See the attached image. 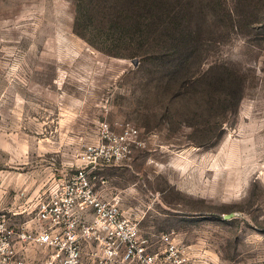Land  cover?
Masks as SVG:
<instances>
[{"label": "rangeland", "instance_id": "obj_1", "mask_svg": "<svg viewBox=\"0 0 264 264\" xmlns=\"http://www.w3.org/2000/svg\"><path fill=\"white\" fill-rule=\"evenodd\" d=\"M128 1L0 0V214L33 219L91 145L120 157H100L93 188L119 199L152 248L168 234L182 264H264V0H218L207 14L204 60L189 72L212 79L222 64L243 81L222 127L216 97L208 110L207 98L161 92L164 72L134 55L151 48Z\"/></svg>", "mask_w": 264, "mask_h": 264}, {"label": "built area", "instance_id": "obj_2", "mask_svg": "<svg viewBox=\"0 0 264 264\" xmlns=\"http://www.w3.org/2000/svg\"><path fill=\"white\" fill-rule=\"evenodd\" d=\"M137 134L127 124L119 138L128 144ZM100 157L106 162L120 158L119 153H103L87 145L73 172L55 180L39 197L33 219L13 226L0 216V264H31L17 242L45 249L39 264L183 263L170 235L156 240L164 248H152L155 241L140 235L137 222L121 210L119 199L104 198L95 191L90 173Z\"/></svg>", "mask_w": 264, "mask_h": 264}, {"label": "trees", "instance_id": "obj_3", "mask_svg": "<svg viewBox=\"0 0 264 264\" xmlns=\"http://www.w3.org/2000/svg\"><path fill=\"white\" fill-rule=\"evenodd\" d=\"M128 2L131 12L135 8V15L133 13L131 17L135 16L132 24L136 25L139 45L142 48H151V51L134 55L140 56L144 64L153 63L164 72L158 77L161 92L168 94L170 101L179 96L185 99L198 96L207 98V103L210 102L207 105L208 110H212L215 105L219 109V127H222L230 113L228 103L235 100L237 107L243 97V81L229 66L222 64L217 66L216 77L212 79L205 74L198 76L189 72L192 66H198L204 60L205 43L210 39L205 34L213 25L207 14L217 13L220 9L218 0H135V4L130 0ZM119 21L122 22L121 19ZM203 102L206 104V101ZM204 138L205 135L200 140L192 141L203 145Z\"/></svg>", "mask_w": 264, "mask_h": 264}, {"label": "crops", "instance_id": "obj_4", "mask_svg": "<svg viewBox=\"0 0 264 264\" xmlns=\"http://www.w3.org/2000/svg\"><path fill=\"white\" fill-rule=\"evenodd\" d=\"M1 190H0V194H1ZM102 197L104 198H107L103 195H101ZM23 213V212H21ZM19 213V214H21ZM0 216H3L2 214H0ZM4 217V216H3ZM5 218V217H4ZM6 219V218H5ZM7 222L9 221L8 219H6ZM27 221V220H26ZM25 222V221H24ZM9 223V222H8ZM10 224V223H9ZM17 246H19V249L20 251H22L25 256H26V259L31 263V264H39L40 261L44 258L45 256V249H42L41 247H38V246H35L36 247V250L35 252L34 251H31V247L32 245H27V246H21L20 243H16ZM13 264V263H12Z\"/></svg>", "mask_w": 264, "mask_h": 264}]
</instances>
